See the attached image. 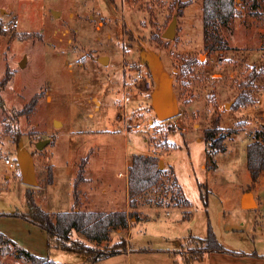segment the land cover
Wrapping results in <instances>:
<instances>
[{"label": "rangeland", "instance_id": "374dc122", "mask_svg": "<svg viewBox=\"0 0 264 264\" xmlns=\"http://www.w3.org/2000/svg\"><path fill=\"white\" fill-rule=\"evenodd\" d=\"M238 3L208 52L201 0H0V233L60 264H88L87 255L49 249L46 231L10 213L27 212L29 194L46 211H71L68 192L85 158L91 181L82 192L116 190L120 204L133 157L153 155L165 172L137 198L132 255L99 264H264V171L252 183L247 167L248 146L264 130V0L258 10ZM174 16L176 36L168 40ZM160 69L173 80L179 106L165 121L153 104V70ZM254 70L259 76L247 85ZM241 93L254 103L237 108ZM210 129H220L225 151L210 153ZM22 153L34 159V186L23 180ZM172 174L189 207L175 203ZM200 184L209 190L207 206ZM244 190L256 193L259 207L240 206ZM94 203L80 208L112 211ZM209 225L228 252L187 262L196 246H181L205 238ZM118 236L111 232V243ZM0 264L25 262L5 245Z\"/></svg>", "mask_w": 264, "mask_h": 264}, {"label": "trees", "instance_id": "16d2710c", "mask_svg": "<svg viewBox=\"0 0 264 264\" xmlns=\"http://www.w3.org/2000/svg\"><path fill=\"white\" fill-rule=\"evenodd\" d=\"M201 1L203 5L206 50L208 52H213L215 42L221 41L218 33V26L226 25L231 22L237 15V9L241 5L237 3V0ZM260 1L261 0H241V3H250L252 9L258 10ZM192 3V1L184 2L181 8L185 9ZM257 76H259V72L254 70L248 78L247 85ZM6 82L7 79L4 80L2 85ZM34 101L35 99L33 102ZM250 103H254V99L248 94L241 93L237 97L236 107L240 108ZM218 133H220V129H210L205 132V141L209 146L210 153L223 152L226 150V145H224L225 139L224 137H218ZM261 135H264V130L256 132L253 142L247 149V167L250 172L252 183H256L261 173L264 171V139H260ZM88 160L89 158L81 160L78 174L75 178V207L73 210L58 213L48 212L35 202L32 194H29V210L27 212H13L10 214L31 222L46 231L49 249H58L88 255L90 256V263L95 264L101 259L118 255L124 251L126 252L128 249V241L122 238L116 244L106 246L103 249H96L95 246L89 245L87 241L97 244L107 241L109 235L114 230L127 228L131 218H136L137 221L140 218L137 212L129 214L124 211L106 213L85 211L80 208L83 198L81 186L87 182L86 168ZM164 172L165 171L159 169V158L157 156L136 155L133 157L129 167V195L130 205L133 209L137 208L138 197L146 194L150 189L161 182ZM172 176V184L178 189L177 195H175L174 198L175 203L181 207H189L190 201L185 197L177 177L175 174H172ZM48 182H53L52 169ZM200 189L201 198L204 201V205L207 206L209 190L204 184H200ZM190 213V211H186L185 217H189ZM0 215L6 214L3 213ZM75 233H79L84 239H74ZM192 244H194L196 248L191 251V256L188 255L186 257L187 262L202 261L207 255L212 253L228 252V250L219 243L210 225L205 238L191 236L189 241L182 245L181 248L188 247ZM5 245H10L14 248L16 256L21 258L25 264H60L50 259L48 256H38L26 248L18 246L12 239L0 233V254Z\"/></svg>", "mask_w": 264, "mask_h": 264}, {"label": "water", "instance_id": "95a60500", "mask_svg": "<svg viewBox=\"0 0 264 264\" xmlns=\"http://www.w3.org/2000/svg\"><path fill=\"white\" fill-rule=\"evenodd\" d=\"M57 12H55L56 15ZM178 17L174 16L171 24L163 34V37L168 40H173L176 36V27H177ZM105 57L101 58L102 62L105 61ZM26 64V59L21 63V66L24 67ZM153 78L156 83V89L153 94V104L156 109V112L159 118L163 121L168 120L174 117L179 112L177 96L173 88V80L168 76L164 70H153ZM50 141H42L38 144V148L41 150L46 144ZM18 163L20 166L21 174L23 180L26 184L34 186L36 185V168L35 162L31 155L22 153L19 156ZM164 162L160 160L159 169L163 170ZM242 207L244 209H253L256 204L253 199L252 192L247 191L242 198Z\"/></svg>", "mask_w": 264, "mask_h": 264}, {"label": "crops", "instance_id": "0c3cea01", "mask_svg": "<svg viewBox=\"0 0 264 264\" xmlns=\"http://www.w3.org/2000/svg\"><path fill=\"white\" fill-rule=\"evenodd\" d=\"M126 175V180L123 184V188H122V192L120 191L119 194L122 193V199H121V203H117V200L118 198L116 197L118 195L117 191L114 190L113 192H108L107 189L103 188V190H101L100 192L99 191H94V193H89L91 190L90 189H87V192H83V198H82V202L81 204L83 203H86L87 202V207L90 206L89 203H91V201H94L95 205L98 207L99 205L104 207L105 205L107 207H104V208H109L111 209L112 211L110 212H114V211H124V212H127L128 214L129 213H132V212H137V213H140V211L135 208L133 209L130 205V195H129V171H127V173L125 174ZM91 181L90 178L87 177V182L86 183H89ZM84 183V184H86ZM50 184H54V176H53V182L50 183ZM93 191V190H92ZM247 191H242L240 196H239V203H240V206L242 207V198H243V195L246 193ZM110 194V195H109ZM68 195H69V198L73 199V202H72V208L74 209L75 207V199H74V186L72 185L69 189V192H68ZM252 195H253V199L255 201V204L259 207L260 203H259V200H258V197L256 195V193L253 191L252 192ZM93 196V197H91ZM99 208V207H98ZM114 208V209H113ZM243 208V207H242ZM72 209V210H73ZM82 209V208H81ZM244 209V208H243ZM83 210V209H82ZM89 211V210H87ZM49 212V211H48ZM69 212V211H68ZM95 212H106V213H109L107 211H102L100 209V211H95ZM52 213H55V212H52ZM136 218H131L129 220V226L125 229H119L117 230L118 234H119V239L115 242V243H111V238H110V235H109V239L107 241H103L102 243L100 244H97L95 242H88L89 245H92V246H95V247H98L99 249H103L105 248L106 246H112L114 244H116L117 242H119L122 238L126 239L128 241V249L126 251L127 253V256H131L132 255V249L129 247V243L131 242V239H132V234L130 233L131 232V229L134 228V226L136 225ZM125 234L127 235V238L125 237ZM74 239H81L83 240L84 238L79 234V233H75L74 234ZM130 238V239H129ZM182 247V246H181ZM74 253V252H72ZM242 253V252H241ZM256 254V253H254ZM253 254V255H254ZM84 255V254H83ZM237 255V254H235ZM257 255V254H256ZM254 255V256H256ZM118 255H115V256H112V257H108V258H114V257H117ZM247 256V254H246ZM244 256V257H246ZM258 256V255H257ZM256 256V257H257ZM237 257H242V256H237ZM106 259V258H105ZM103 259L99 260L98 262H96L95 264H99L100 262H102ZM87 263L88 264H91L90 263V256L87 255Z\"/></svg>", "mask_w": 264, "mask_h": 264}, {"label": "built area", "instance_id": "2783aa9c", "mask_svg": "<svg viewBox=\"0 0 264 264\" xmlns=\"http://www.w3.org/2000/svg\"><path fill=\"white\" fill-rule=\"evenodd\" d=\"M238 1H241V0H237V3H238ZM17 27H18V20H15L14 23H12V25L10 26V28L14 29V28H17ZM10 28H8V27L6 26L5 29H6V30H9ZM137 128H139V126H138ZM5 163H6V165H8V166H10V167H14L13 162H12L11 159H9V158H7V159L5 160Z\"/></svg>", "mask_w": 264, "mask_h": 264}, {"label": "bare ground", "instance_id": "6f19581e", "mask_svg": "<svg viewBox=\"0 0 264 264\" xmlns=\"http://www.w3.org/2000/svg\"><path fill=\"white\" fill-rule=\"evenodd\" d=\"M55 124L57 125V124H59V122L56 121Z\"/></svg>", "mask_w": 264, "mask_h": 264}]
</instances>
